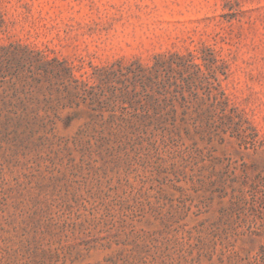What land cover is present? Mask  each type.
Instances as JSON below:
<instances>
[{"label":"rangeland","instance_id":"1","mask_svg":"<svg viewBox=\"0 0 264 264\" xmlns=\"http://www.w3.org/2000/svg\"><path fill=\"white\" fill-rule=\"evenodd\" d=\"M0 45V264H264V0H0Z\"/></svg>","mask_w":264,"mask_h":264},{"label":"trees","instance_id":"2","mask_svg":"<svg viewBox=\"0 0 264 264\" xmlns=\"http://www.w3.org/2000/svg\"><path fill=\"white\" fill-rule=\"evenodd\" d=\"M7 47H4L2 45H0V53L4 50H6ZM140 71L144 72V71H148L147 69H145L144 67H140ZM135 72L133 69L131 68H124V67H121L120 70L118 71H107L106 74L107 76H116V75H119V74H130V73H133ZM185 81V80H184ZM124 89V93H123V99L122 101L123 102H126L128 101L127 100V96L129 95V87L126 86L123 88ZM137 93H135V97H137ZM126 126L127 129H131V132L130 133H133L134 135H139V136H144V135H148L150 131L152 135H155L157 133H160L162 135L166 134L169 130H168V127L165 125V123L163 122H149V123H146V122H142V123H136V124H126L124 125V127Z\"/></svg>","mask_w":264,"mask_h":264}]
</instances>
